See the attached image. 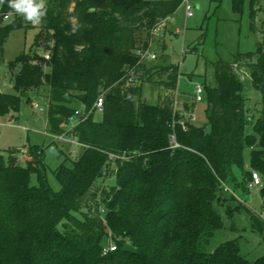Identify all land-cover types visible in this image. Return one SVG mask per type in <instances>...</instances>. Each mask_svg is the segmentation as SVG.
<instances>
[{"label":"trees","instance_id":"16d2710c","mask_svg":"<svg viewBox=\"0 0 264 264\" xmlns=\"http://www.w3.org/2000/svg\"><path fill=\"white\" fill-rule=\"evenodd\" d=\"M232 1L240 13L244 0ZM257 5L250 0L252 20ZM181 6L182 0L47 2L33 46L52 41L50 59L24 51L9 63L17 70L15 93L0 92V119L17 121L23 100L44 88L52 136L67 131L76 103L89 111L103 95L102 120L94 112L70 132L84 152L67 157L71 167L54 170L57 192L43 148L30 146L25 163L13 150L0 151V264H264V256L247 260L238 241L206 252L224 227L220 206L230 217L246 212L264 234L256 212L223 188L249 189L248 150L249 167L262 177L264 210V31L255 51L212 63L216 83L203 85L207 123L183 126L174 96L180 66L168 61L165 44L159 65L140 63L137 55L150 47L151 30ZM4 8L11 10L7 2ZM23 28L22 19L0 25V63L11 33ZM243 67L261 93L253 114L239 77ZM152 82L166 92L155 104L143 98L144 84ZM102 179L114 183L98 185ZM127 243L137 254L123 252Z\"/></svg>","mask_w":264,"mask_h":264},{"label":"rangeland","instance_id":"374dc122","mask_svg":"<svg viewBox=\"0 0 264 264\" xmlns=\"http://www.w3.org/2000/svg\"><path fill=\"white\" fill-rule=\"evenodd\" d=\"M47 2L49 0H45L46 5ZM191 3L193 6L192 17L187 16L185 6L182 5L169 19L167 28L162 31V34L153 38L151 49L157 54V59L147 62V65L160 64L162 61L161 48L165 43L168 61L180 66L178 89L174 96L178 100L176 109L184 118L182 123L189 121L197 126H204L207 123V102L206 100L196 101L195 88L197 85H215L213 62L230 61L232 53L237 50L240 53L256 50L257 43L261 40L264 31V0H258L257 6L260 9L253 20L250 16V0H244L240 13L234 11L232 0H191ZM4 9L3 6H0V15L13 10L4 11ZM40 24L35 26L33 23L25 22L24 28L12 32L5 43L3 61L0 63V92L15 93L13 77L17 70L11 71L9 63L22 52L25 51L31 56L38 52L40 57H43L45 53L51 54L52 41L48 44L42 41L38 46H33L35 36L40 30ZM239 77L244 85L248 108L253 114L261 106V93L252 86L249 68L240 69ZM48 93V90L44 88L31 92L29 97L23 100L17 121H11L8 118L0 119V151L6 155L8 150H13L19 161L25 163L30 146L43 148L47 180L50 187L57 192L60 191L61 185L54 170L61 164L71 167V160L79 159L83 155L84 147L69 141H57L49 134ZM165 94V90L158 82L144 84L143 98L148 103H158ZM34 103H37L44 111L35 110ZM186 103L190 106L189 108L184 106ZM74 107L79 110L80 106L76 103ZM94 119L101 121L102 113H97ZM68 129L70 127L66 128V130ZM20 150H24L25 153H21ZM68 156L71 160L67 159ZM244 161L248 171L256 172L249 167L248 150L245 152ZM239 177L241 179L243 174L240 173ZM32 182L34 185L37 184L35 177ZM113 183V179L98 181V185L104 187H109ZM260 190L261 188L258 187L248 189L246 192L239 191L237 199L246 203L254 212L261 213L263 202ZM246 195H248L247 198H245ZM217 209L223 218L224 227L215 232L206 247V252H213L228 241H238L242 255L250 262L264 256V234L253 228L250 216L246 212H242L230 217L227 215L226 207L220 206Z\"/></svg>","mask_w":264,"mask_h":264},{"label":"built area","instance_id":"2783aa9c","mask_svg":"<svg viewBox=\"0 0 264 264\" xmlns=\"http://www.w3.org/2000/svg\"><path fill=\"white\" fill-rule=\"evenodd\" d=\"M7 0H5V3L3 5H0L1 7L6 4ZM182 5L185 6L186 9V13L188 17H192L193 16V6L191 3V0H182ZM17 19H22L23 22H27L23 16L17 14L14 10H12L11 12L5 13V14H1L0 15V25H5L7 23H12L13 21L17 20ZM170 18L165 19L160 21L152 30H151V35L153 38L160 36V34H162V31L167 28V23L169 21ZM41 23V22H40ZM35 26H37V24H34ZM153 41V40H152ZM153 42L151 43L150 47L148 49H139L137 51V55L139 57L140 63H147V62H153L157 59V54L155 52L152 51L151 46H152ZM186 52V51H184ZM50 53H45L43 55V57L46 60L50 59ZM195 99L197 102H202L204 101V87L201 85H197L195 88ZM178 106V100H175V107L177 108ZM33 108L35 110H38L40 112L44 111L43 108H40L39 105L37 103L33 104ZM104 108V97L103 95L98 97V99L96 100V102L94 103L93 107L89 110L86 111L85 109L83 110H76L74 115L71 116L69 118V125L68 127H70V129H68L64 134L59 135V136H53L55 138V140L57 141H66V142H71L74 144H79L78 141L70 134V132L73 130L74 127H76L78 124H80L81 122L85 121L86 119L89 118L90 115H92L94 112L96 113H101L103 111ZM195 116L193 115V119ZM182 125L184 126V123H182ZM70 134V135H69ZM70 137V138H69ZM70 139V140H68ZM174 137H173V141H174ZM21 153H25L24 150H20ZM262 188L263 187V181H262V177L260 176L259 173L257 172H253L252 173V180L249 182L248 188L254 189V188ZM223 188L225 192L230 193L231 195H233L234 197L238 198L237 193L230 189L228 185L223 184ZM256 215L261 219L262 222H264V210L261 213H256ZM116 246H110L109 251L113 252L116 250Z\"/></svg>","mask_w":264,"mask_h":264},{"label":"clouds","instance_id":"9594fccd","mask_svg":"<svg viewBox=\"0 0 264 264\" xmlns=\"http://www.w3.org/2000/svg\"><path fill=\"white\" fill-rule=\"evenodd\" d=\"M4 3L5 0H0V5ZM7 3L9 8L33 24H39L46 12L45 0H7Z\"/></svg>","mask_w":264,"mask_h":264},{"label":"water","instance_id":"95a60500","mask_svg":"<svg viewBox=\"0 0 264 264\" xmlns=\"http://www.w3.org/2000/svg\"><path fill=\"white\" fill-rule=\"evenodd\" d=\"M123 252H127V253H132V254H137V250L130 244H125L123 247Z\"/></svg>","mask_w":264,"mask_h":264},{"label":"crops","instance_id":"0c3cea01","mask_svg":"<svg viewBox=\"0 0 264 264\" xmlns=\"http://www.w3.org/2000/svg\"><path fill=\"white\" fill-rule=\"evenodd\" d=\"M163 44H165V43H163ZM163 44H162V46H163ZM165 46H166V44H165ZM166 49H167V47H166ZM161 51H162V48H161ZM238 51V50H237ZM166 54V53H165ZM177 110V109H176ZM48 126H49V121H48ZM28 158H26V160H27ZM25 160V161H26Z\"/></svg>","mask_w":264,"mask_h":264}]
</instances>
